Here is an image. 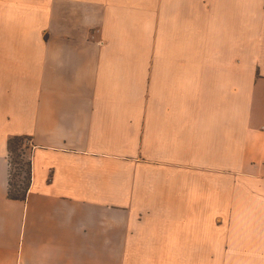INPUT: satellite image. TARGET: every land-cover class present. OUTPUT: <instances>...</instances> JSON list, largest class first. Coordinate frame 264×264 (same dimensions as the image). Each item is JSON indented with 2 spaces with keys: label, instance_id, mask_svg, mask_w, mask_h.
Segmentation results:
<instances>
[{
  "label": "crops",
  "instance_id": "obj_1",
  "mask_svg": "<svg viewBox=\"0 0 264 264\" xmlns=\"http://www.w3.org/2000/svg\"><path fill=\"white\" fill-rule=\"evenodd\" d=\"M0 264H264V0H0Z\"/></svg>",
  "mask_w": 264,
  "mask_h": 264
},
{
  "label": "rangeland",
  "instance_id": "obj_2",
  "mask_svg": "<svg viewBox=\"0 0 264 264\" xmlns=\"http://www.w3.org/2000/svg\"><path fill=\"white\" fill-rule=\"evenodd\" d=\"M250 12H251V9L249 8H244L242 9V16L244 18V23H243V49H242V54L239 53V55L235 58V61L233 60H230V58L234 59V57H232V55L229 54V51H228V54H227V57H226V60H227V63H230V62H236V63H239V62H242L243 58L245 60V56L249 54V50H250V47H251V43H252V39L256 37V34H257V26L255 24H252L250 23ZM233 13V12H232ZM232 26L230 23H223V27H230ZM201 35V33H200ZM255 35V36H254ZM201 37V36H199ZM229 46V43L227 45V47ZM249 60V59H247ZM245 62V61H243ZM17 156L14 155V157H12V162H11V165H12V169L10 171V180L12 181V191L15 192L20 186L23 187V184L21 183V181L23 180L24 181V178L26 177L24 174L22 175H19L20 173H22L23 171L21 170V166L20 165H17V161H20V162H23V161H27L29 159V156L24 154L22 158H19V160H17L16 158Z\"/></svg>",
  "mask_w": 264,
  "mask_h": 264
},
{
  "label": "trees",
  "instance_id": "obj_3",
  "mask_svg": "<svg viewBox=\"0 0 264 264\" xmlns=\"http://www.w3.org/2000/svg\"><path fill=\"white\" fill-rule=\"evenodd\" d=\"M30 139L28 137H13L8 142V153L10 157V163L12 162V157L17 156V160L22 158L24 154L30 156L31 145L29 144ZM17 165L21 166L23 171L19 175L24 174L26 177L21 183L23 187H19L15 192L12 191V181L8 182V197L12 200L25 201L26 193L28 191L30 180H31V161L30 157L27 161H17Z\"/></svg>",
  "mask_w": 264,
  "mask_h": 264
},
{
  "label": "built area",
  "instance_id": "obj_4",
  "mask_svg": "<svg viewBox=\"0 0 264 264\" xmlns=\"http://www.w3.org/2000/svg\"><path fill=\"white\" fill-rule=\"evenodd\" d=\"M11 169H12V165L10 164V171H11Z\"/></svg>",
  "mask_w": 264,
  "mask_h": 264
}]
</instances>
